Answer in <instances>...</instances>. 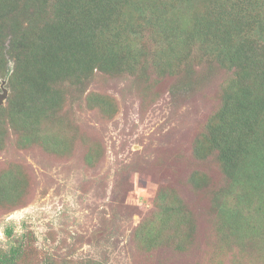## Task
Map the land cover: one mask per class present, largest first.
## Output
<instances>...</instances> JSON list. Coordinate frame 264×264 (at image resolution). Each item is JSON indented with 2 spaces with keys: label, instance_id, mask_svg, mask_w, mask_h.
<instances>
[{
  "label": "trees",
  "instance_id": "1",
  "mask_svg": "<svg viewBox=\"0 0 264 264\" xmlns=\"http://www.w3.org/2000/svg\"><path fill=\"white\" fill-rule=\"evenodd\" d=\"M140 19L169 35L160 39L170 40L159 51L166 67L186 61L193 68L206 57L226 69L219 109L193 153L199 159L215 154L227 177L214 199L220 237H236L264 255V0H0V79L7 77L11 88L0 106V155L10 143L52 154L68 149L66 88L82 86L95 69L116 68L128 53L138 57L133 24ZM88 100L104 111L113 106L106 95ZM99 154L94 148L85 158ZM204 178L192 175L190 183L201 187ZM29 191L21 163L0 167V208H13ZM157 193L158 209L135 229L134 241L147 249L172 240L185 250L196 217L176 189ZM25 249L19 243L0 248V264H28Z\"/></svg>",
  "mask_w": 264,
  "mask_h": 264
},
{
  "label": "rangeland",
  "instance_id": "2",
  "mask_svg": "<svg viewBox=\"0 0 264 264\" xmlns=\"http://www.w3.org/2000/svg\"><path fill=\"white\" fill-rule=\"evenodd\" d=\"M133 26L138 57L128 53L116 68L95 69L82 86L66 88L68 149L52 154L10 143L0 155V167L13 160L30 174L26 200L0 208V248L22 244L28 264H264L255 245L220 237L214 199L227 177L215 154L193 153L219 109L226 69L204 57L191 69L185 61L172 70L159 56L170 41L160 39L169 35L150 21ZM3 80L8 95L0 106L11 93L7 77L0 92ZM91 94L106 95L113 106L91 105ZM94 148L100 154L89 162L85 155ZM198 173L205 175L201 187L190 183ZM160 188L176 189L196 217L185 250L172 240L147 249L134 241L135 229L158 209Z\"/></svg>",
  "mask_w": 264,
  "mask_h": 264
},
{
  "label": "water",
  "instance_id": "3",
  "mask_svg": "<svg viewBox=\"0 0 264 264\" xmlns=\"http://www.w3.org/2000/svg\"><path fill=\"white\" fill-rule=\"evenodd\" d=\"M5 83H6L5 80H3L1 83V88L3 91H2V93L0 92V105L4 102V100L7 98V95H8V91L4 86Z\"/></svg>",
  "mask_w": 264,
  "mask_h": 264
}]
</instances>
